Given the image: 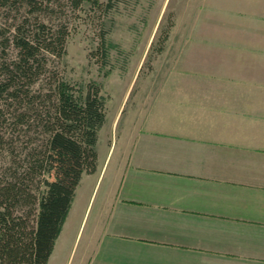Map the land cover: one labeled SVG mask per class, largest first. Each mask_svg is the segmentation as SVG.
Returning <instances> with one entry per match:
<instances>
[{
  "label": "crops",
  "instance_id": "obj_1",
  "mask_svg": "<svg viewBox=\"0 0 264 264\" xmlns=\"http://www.w3.org/2000/svg\"><path fill=\"white\" fill-rule=\"evenodd\" d=\"M167 76L108 175L97 140L47 264H264V64Z\"/></svg>",
  "mask_w": 264,
  "mask_h": 264
},
{
  "label": "trees",
  "instance_id": "obj_2",
  "mask_svg": "<svg viewBox=\"0 0 264 264\" xmlns=\"http://www.w3.org/2000/svg\"><path fill=\"white\" fill-rule=\"evenodd\" d=\"M118 1L0 0V15H13L0 27V264H47L82 175L96 170L106 98L50 63L66 52L70 10L107 13Z\"/></svg>",
  "mask_w": 264,
  "mask_h": 264
},
{
  "label": "rangeland",
  "instance_id": "obj_3",
  "mask_svg": "<svg viewBox=\"0 0 264 264\" xmlns=\"http://www.w3.org/2000/svg\"><path fill=\"white\" fill-rule=\"evenodd\" d=\"M12 16L2 13L0 27L11 24ZM64 22L66 52L51 57L50 67L81 88L95 82L105 96L106 124L97 149L101 166L112 141L107 175L126 123L151 91L162 89L170 71L264 64V0H119L107 13L84 4L82 10H70ZM102 35L106 62L99 49ZM5 53L13 58L15 51L8 46Z\"/></svg>",
  "mask_w": 264,
  "mask_h": 264
}]
</instances>
